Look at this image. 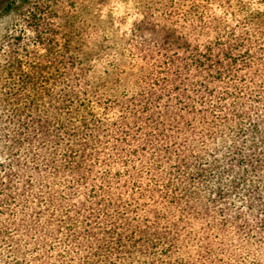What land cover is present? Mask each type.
<instances>
[{
    "label": "trees",
    "instance_id": "1",
    "mask_svg": "<svg viewBox=\"0 0 264 264\" xmlns=\"http://www.w3.org/2000/svg\"><path fill=\"white\" fill-rule=\"evenodd\" d=\"M0 1V264H264V0Z\"/></svg>",
    "mask_w": 264,
    "mask_h": 264
},
{
    "label": "rangeland",
    "instance_id": "2",
    "mask_svg": "<svg viewBox=\"0 0 264 264\" xmlns=\"http://www.w3.org/2000/svg\"><path fill=\"white\" fill-rule=\"evenodd\" d=\"M2 5H4V1H0V7H2ZM11 20L12 15L10 13L0 10V39L9 27Z\"/></svg>",
    "mask_w": 264,
    "mask_h": 264
}]
</instances>
